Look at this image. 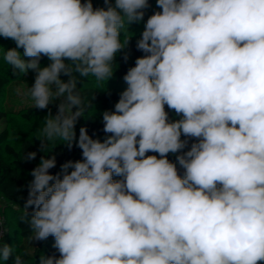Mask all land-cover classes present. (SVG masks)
<instances>
[{
    "label": "clouds",
    "instance_id": "9594fccd",
    "mask_svg": "<svg viewBox=\"0 0 264 264\" xmlns=\"http://www.w3.org/2000/svg\"><path fill=\"white\" fill-rule=\"evenodd\" d=\"M103 2L0 0V38L15 43L0 58L35 73L18 94L39 110L59 100L40 150L58 140L81 151L55 174V154L31 170L24 255L52 237L59 256L39 264H264V0H155L146 20L149 0ZM141 22L143 55L101 113L103 140L85 126L77 135L94 99L78 84L108 83ZM3 224L0 264H27Z\"/></svg>",
    "mask_w": 264,
    "mask_h": 264
},
{
    "label": "trees",
    "instance_id": "16d2710c",
    "mask_svg": "<svg viewBox=\"0 0 264 264\" xmlns=\"http://www.w3.org/2000/svg\"><path fill=\"white\" fill-rule=\"evenodd\" d=\"M149 3L150 7L146 10L145 20L154 11L159 10L156 7L155 0H149ZM93 5L94 7H104V2L103 0H93ZM138 38L139 37L131 38L129 47L126 49L129 54V58L126 62L123 59V53L117 54L115 63L118 67L114 75L119 79H122L129 67L134 66L135 59L143 55V53L138 51L135 47ZM13 47H15L14 41H12L9 48ZM20 51L22 52V49ZM48 63H50V61H48L47 57L41 58V66H46ZM7 66L6 73L0 72V116L2 115L1 100L8 91V88L13 82L19 81L25 77L18 73L14 74L11 66L8 64ZM61 78L65 81L68 79L67 76L63 75ZM78 87H81V92H83L88 99H91L92 96H94V99H92V105L87 109L84 117L80 118L76 126L77 135L79 134V128L85 126L88 129L89 135H92L93 138L98 137L103 140L105 133L102 131L101 113L104 110L114 109V105L118 101L121 92L101 89L96 86L90 78L84 80L82 85L78 84ZM56 105L57 104L53 103L49 105L48 109L39 110L32 108L31 104H28L22 108H18L16 111L20 113L22 110H25L22 114L23 118L25 120H31L37 116L47 115L49 109L52 114L55 115L57 111ZM169 117L170 119L179 118L175 115L174 111H169ZM182 139H184L183 136ZM9 140L10 132L8 129H4L0 133V197L11 203L14 208L23 209L28 196L27 185L32 179L30 172L39 163L41 156L56 155L57 166L50 170L52 174L58 172L60 170V165L64 162L81 159L80 149L73 147L72 150H68L65 145L61 144V141L50 143L45 152H43L40 150L39 140L25 139L19 148L12 146ZM192 142L194 141L190 139L189 147ZM186 150L187 149H185V151ZM32 151L37 152L35 160L26 161L22 159L23 154L26 155L28 152ZM153 154L155 153H148V155ZM169 159L175 161V155L169 154ZM114 179L119 178L114 177ZM28 210L32 211L31 208ZM18 227L22 237L20 249L27 264H39V257L41 254L59 256L58 251L53 247L54 238L52 237H49L45 241H33L32 244L37 249L36 253L34 255H24L26 248H28L27 237L31 235V229L26 223L21 221L18 222Z\"/></svg>",
    "mask_w": 264,
    "mask_h": 264
},
{
    "label": "rangeland",
    "instance_id": "374dc122",
    "mask_svg": "<svg viewBox=\"0 0 264 264\" xmlns=\"http://www.w3.org/2000/svg\"><path fill=\"white\" fill-rule=\"evenodd\" d=\"M143 30V23L132 24L129 26L128 36L139 37L140 33ZM11 40H5L0 38V46H3L5 49L9 48L11 45ZM2 50V49H0ZM7 64L3 62L0 58V72L6 73ZM35 73L29 70L25 77L19 81L13 82L12 85L8 88V91L5 93L4 97L1 100L2 115L0 116V133L4 129H8L10 132L9 143L19 148L22 142L25 139H35L37 140L39 135V130L44 126V118L46 115L37 116L31 120H25L22 116V112H17L18 108H22L25 105L31 104L29 99H25L22 95L18 94V90L23 92L28 86H31L34 82ZM93 83L104 90H112L122 92L127 85L123 79L117 78L115 75L111 80L107 82H97L94 78L89 77ZM55 104L59 103V100L54 102ZM56 143L60 141H53L50 143ZM180 174L183 175V169H179ZM29 214L32 211L28 210ZM25 210L14 208V206L6 201L4 198L0 197V217L3 218L4 224L3 228L4 233V242L13 245L15 252L23 256V253L20 249L22 244V237L19 231L18 222L21 221V217L24 216ZM7 264H12V259L7 262Z\"/></svg>",
    "mask_w": 264,
    "mask_h": 264
},
{
    "label": "built area",
    "instance_id": "2783aa9c",
    "mask_svg": "<svg viewBox=\"0 0 264 264\" xmlns=\"http://www.w3.org/2000/svg\"><path fill=\"white\" fill-rule=\"evenodd\" d=\"M178 168H179V166H178ZM4 229V228H3ZM5 231V230H4ZM5 233V232H4Z\"/></svg>",
    "mask_w": 264,
    "mask_h": 264
}]
</instances>
